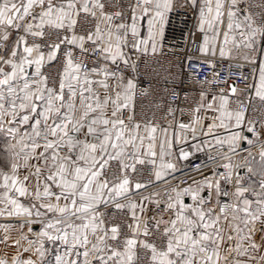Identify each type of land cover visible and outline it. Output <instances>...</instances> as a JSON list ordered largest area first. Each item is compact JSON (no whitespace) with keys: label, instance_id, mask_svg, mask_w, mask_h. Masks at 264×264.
Listing matches in <instances>:
<instances>
[{"label":"snow or ice","instance_id":"snow-or-ice-1","mask_svg":"<svg viewBox=\"0 0 264 264\" xmlns=\"http://www.w3.org/2000/svg\"><path fill=\"white\" fill-rule=\"evenodd\" d=\"M0 264H264V0H0Z\"/></svg>","mask_w":264,"mask_h":264},{"label":"built area","instance_id":"built-area-1","mask_svg":"<svg viewBox=\"0 0 264 264\" xmlns=\"http://www.w3.org/2000/svg\"><path fill=\"white\" fill-rule=\"evenodd\" d=\"M177 39H179V34H178V33H177ZM157 67H158V71H161V72L163 71L162 68H160L159 66H157ZM164 67H166V65H164ZM177 87H178V88H181V87H185V85H180V84H178Z\"/></svg>","mask_w":264,"mask_h":264}]
</instances>
